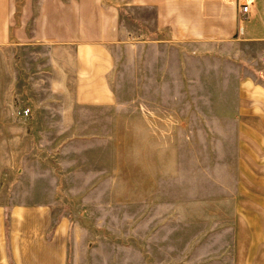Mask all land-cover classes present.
<instances>
[{
	"label": "crops",
	"instance_id": "crops-1",
	"mask_svg": "<svg viewBox=\"0 0 264 264\" xmlns=\"http://www.w3.org/2000/svg\"><path fill=\"white\" fill-rule=\"evenodd\" d=\"M249 3V15L240 20L238 0H132L131 38L120 26L123 11L107 0H24L19 9L9 5L3 11L0 43L8 41L11 29L23 45L60 48L67 61L53 63L52 94L72 96L17 114L26 119L38 112L39 122L44 121L42 111H50L51 127H89L133 111L137 125L164 127L166 142L173 141V127L235 128L234 142L243 144V157L250 159V173H245L263 193L264 163L255 164L264 158V0ZM130 81L132 93L148 96V102L131 108L109 102V95L126 93ZM153 95L164 96L163 102L149 103ZM4 111L0 104V264H69L62 231L76 220L61 212V166L41 167L31 152L16 157L17 144L30 137L13 135ZM157 168L155 162L154 173ZM196 168L204 175L203 167ZM85 172L83 167L70 171L71 189H77V177ZM164 174L169 178L180 172L166 167ZM102 181L78 189L93 192ZM152 203L151 208L157 206ZM140 221L151 224L156 216ZM255 237L264 238V232Z\"/></svg>",
	"mask_w": 264,
	"mask_h": 264
},
{
	"label": "rangeland",
	"instance_id": "rangeland-1",
	"mask_svg": "<svg viewBox=\"0 0 264 264\" xmlns=\"http://www.w3.org/2000/svg\"><path fill=\"white\" fill-rule=\"evenodd\" d=\"M107 1L123 11L120 26L131 38L132 0ZM23 2L0 0V24L9 5L19 9ZM59 49L39 43L23 45L10 29L8 41L0 43V104L12 120V134L30 137L17 144L21 148L16 157L31 152L41 167L61 166V212L76 220L62 231V236H68L63 239L70 248L68 263H264V238L255 237L264 232V205H260L264 192L245 173H250L246 166L250 159L243 157V144L234 142L235 128L173 127V141L166 142L164 127L137 125L140 121L133 111L108 117L104 126L89 127H51L50 111H42L40 123L38 112L26 119L17 114L53 99L72 98L52 94L53 63L67 61ZM129 83L126 93L109 95V102L125 103L126 108L147 103L148 96H135ZM163 98L153 95L149 103L163 102ZM218 135L219 140L214 137ZM75 138L89 141L65 144ZM255 160L252 170L264 163V158H257L254 165ZM197 166L204 168V175ZM79 167L87 172L77 177L78 187L73 190L69 174ZM166 167L180 175L165 178ZM91 175L93 184L104 180L102 187L93 192L78 189L91 183ZM150 203L157 206L151 208ZM148 214L156 216V222L140 221Z\"/></svg>",
	"mask_w": 264,
	"mask_h": 264
},
{
	"label": "built area",
	"instance_id": "built-area-1",
	"mask_svg": "<svg viewBox=\"0 0 264 264\" xmlns=\"http://www.w3.org/2000/svg\"><path fill=\"white\" fill-rule=\"evenodd\" d=\"M250 0H238V9H239V15H240V20L243 18L247 17L250 13ZM30 114V110L27 109L24 111V115L28 116Z\"/></svg>",
	"mask_w": 264,
	"mask_h": 264
}]
</instances>
